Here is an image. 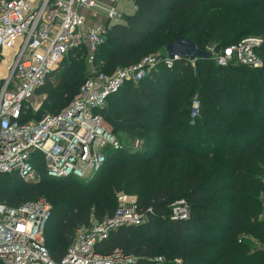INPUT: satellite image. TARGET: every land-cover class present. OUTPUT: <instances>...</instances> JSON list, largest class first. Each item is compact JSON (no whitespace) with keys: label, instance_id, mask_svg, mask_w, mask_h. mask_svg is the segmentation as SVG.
<instances>
[{"label":"trees","instance_id":"16d2710c","mask_svg":"<svg viewBox=\"0 0 264 264\" xmlns=\"http://www.w3.org/2000/svg\"><path fill=\"white\" fill-rule=\"evenodd\" d=\"M134 3L136 12L109 26L95 54L108 74L165 50L179 36L201 49L207 41L219 48L246 36L264 37V0ZM87 55L86 47L72 50L62 61L68 62L62 63L61 85L51 81L60 72L56 69L37 91L45 94L48 113L71 106L79 95L90 76ZM260 56L263 65L256 68L200 59L195 62L199 72L183 58L172 67L159 63L140 82H126L96 110L115 136L142 138L141 149L106 148L105 164L88 179H51L41 163L40 181L0 174V203L16 207L44 197L52 204L45 245L56 261L63 259L79 227L113 216L119 195L127 194L140 211L151 209L154 217L113 231L98 243L97 252L119 248L137 257L133 264H264V49ZM1 59L0 51V64ZM242 74L257 79L240 86ZM195 96L201 114L192 124ZM25 110L23 121L28 122ZM180 199L186 200L190 216L172 220L171 205Z\"/></svg>","mask_w":264,"mask_h":264},{"label":"built area","instance_id":"2783aa9c","mask_svg":"<svg viewBox=\"0 0 264 264\" xmlns=\"http://www.w3.org/2000/svg\"><path fill=\"white\" fill-rule=\"evenodd\" d=\"M104 1L109 21L88 25L92 17L87 11L100 15L102 0H0V67L9 59L6 72L0 75V174L40 181L42 173L37 165L41 163L43 172L54 180L92 177L106 162V148L123 147L96 110L102 109L107 98L126 82L138 83L159 63L172 67L177 60L165 53L150 55L112 74L101 70L95 54L105 43L113 20L121 17L119 0ZM83 47L88 50L90 76L71 106L58 113H46L38 120L23 121L25 108L51 73L72 50ZM261 49L264 37L251 35L206 50L217 65L256 68L263 65ZM190 62L195 66V61ZM200 114L201 100L195 96L192 124ZM143 144L141 138H136L133 148L139 150ZM171 207L172 220L189 218L185 199L175 201ZM52 211V204L44 197L16 207L0 203L2 264H133L137 257L119 248L101 254L96 247L120 227L147 223L148 213H153L151 209L140 211L133 196L121 194L115 214L79 227L63 259L56 261L45 245V227ZM156 260L163 262L165 258Z\"/></svg>","mask_w":264,"mask_h":264},{"label":"rangeland","instance_id":"374dc122","mask_svg":"<svg viewBox=\"0 0 264 264\" xmlns=\"http://www.w3.org/2000/svg\"><path fill=\"white\" fill-rule=\"evenodd\" d=\"M119 1H121V0H119ZM102 2L103 3H101V5H99V7H100L99 9L101 11L100 15L98 14V15L95 16V14H92L91 17H93L92 18L93 21H96V22L97 21H100L101 23H107V21H109L107 19V14H106L107 13L106 12L107 5L104 4V3H106L104 0H102ZM127 2H128V4H127ZM131 4H134V0H123L122 3H121L120 13H122V12L131 13L132 10H133V7H132ZM119 20L120 19L118 18L117 20H113V21L114 22H117ZM106 39H107V37H106ZM211 46H216V43L211 42V41H207V43H205L204 49H207L208 47H211ZM164 54H165V50H164V47H162V49H160L159 51L153 53L152 55L162 56ZM62 61H61V63L59 64V66L57 68V71L60 70V72H57L56 71L57 73L54 76H52V78H51V81L53 82L54 86H56V87H59L61 85V80L60 79H61L62 74H63L62 69L64 68V65H62V63L68 62L67 60H64V62H62ZM88 66H89V64H88ZM195 67H196L197 72H199V67L197 66L196 63H195ZM243 79H245V80L242 81ZM252 79H257V78H256V76H253V78H252V77H250V75L244 77L243 74H242L241 79L237 83L240 86H243V85H245V86L246 85H251ZM238 90H241V88L238 87ZM244 94L247 96L248 95V92L246 91V92H244ZM249 98H251L250 94H249ZM44 103H45V94H42V93H38L37 92L36 95L34 96V98L27 105V108H28V116H30V121L38 120L44 114L48 113L46 111L47 108L45 106L43 107V104ZM67 107H69V106H64L62 109H66ZM253 110L254 109H252L251 111H253ZM223 119L229 120L227 117L226 118L223 117ZM136 138H140V137L137 136V137H135V139ZM117 139L122 143V145H126V146L134 145V141H135V139L131 138L130 136H128L126 134L119 135L117 137ZM263 173H264V171H263ZM263 173H261L259 175H261V177H262ZM26 182H29L30 183L31 181H26ZM260 202H261V205L260 206H262L261 219H264V194H261V196H260Z\"/></svg>","mask_w":264,"mask_h":264},{"label":"water","instance_id":"95a60500","mask_svg":"<svg viewBox=\"0 0 264 264\" xmlns=\"http://www.w3.org/2000/svg\"><path fill=\"white\" fill-rule=\"evenodd\" d=\"M165 53L170 59H186L188 61H198L200 59H211L212 53L206 49H201L194 41L179 36L175 40L165 45ZM107 131V130H106ZM154 217L153 213H148V219Z\"/></svg>","mask_w":264,"mask_h":264},{"label":"crops","instance_id":"0c3cea01","mask_svg":"<svg viewBox=\"0 0 264 264\" xmlns=\"http://www.w3.org/2000/svg\"><path fill=\"white\" fill-rule=\"evenodd\" d=\"M122 1H123V0L119 1V5H118L119 10L121 9V3H122ZM127 4H128V2H127ZM131 5H132V7H133V10H132L131 13L122 12V13H121V17L119 18L120 20L117 21V22H112V23L115 24V23L123 22V21H124V20H123V16H124V15H131V14H134V13L136 12V10H137V6L135 5V3H134V4H131ZM87 13L89 14L90 17H91L92 14H95V16L98 15V14H97L96 12H94V11H87ZM92 18H93V17H92ZM92 18H90V19L88 20V25H92V24L96 23V21H93ZM97 22H100V21H97ZM113 24H112V25H113Z\"/></svg>","mask_w":264,"mask_h":264},{"label":"bare ground","instance_id":"6f19581e","mask_svg":"<svg viewBox=\"0 0 264 264\" xmlns=\"http://www.w3.org/2000/svg\"><path fill=\"white\" fill-rule=\"evenodd\" d=\"M9 64V59H5L0 67V69L5 73L7 69V65Z\"/></svg>","mask_w":264,"mask_h":264}]
</instances>
